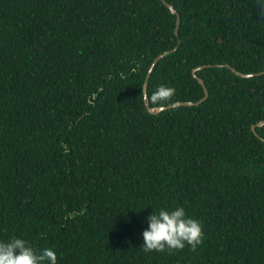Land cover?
Listing matches in <instances>:
<instances>
[{
	"label": "trees",
	"instance_id": "1",
	"mask_svg": "<svg viewBox=\"0 0 264 264\" xmlns=\"http://www.w3.org/2000/svg\"><path fill=\"white\" fill-rule=\"evenodd\" d=\"M0 0V241L59 264H264V0ZM152 107L200 101L158 114ZM217 64H223L218 67ZM161 85L175 90L152 101ZM256 126V132L253 130ZM184 207L195 250L145 252Z\"/></svg>",
	"mask_w": 264,
	"mask_h": 264
},
{
	"label": "clouds",
	"instance_id": "2",
	"mask_svg": "<svg viewBox=\"0 0 264 264\" xmlns=\"http://www.w3.org/2000/svg\"><path fill=\"white\" fill-rule=\"evenodd\" d=\"M174 93L173 88L161 85L152 93L151 99L155 103H167ZM203 239L201 222L189 217L184 207H161L147 217L142 248L145 252L182 250L186 246L195 250ZM0 264H59V258L51 247L37 250L27 240L13 238L0 241Z\"/></svg>",
	"mask_w": 264,
	"mask_h": 264
},
{
	"label": "water",
	"instance_id": "3",
	"mask_svg": "<svg viewBox=\"0 0 264 264\" xmlns=\"http://www.w3.org/2000/svg\"><path fill=\"white\" fill-rule=\"evenodd\" d=\"M164 2L172 10V12L178 16L176 33H177V35H179L180 34L179 33V29H180V26H181L182 17L180 15V13L175 9V7L172 4H170L167 0H164ZM180 44H181V42L174 49L167 50V51L161 53L160 55H158L156 57V59L154 60L153 64L151 65L149 71H148V75H147V79H146L145 87H144V92H145L146 105H147L149 111L151 113H153V114H158L161 111L169 110V109L177 107V106H196V105H199V104L203 103L204 101H206L208 99L209 95H210L209 89H208L204 79L198 77V74H197L198 70L208 66V65H205V66L198 67V68H196L194 70V77L198 78L199 82L205 88L206 95H205V97L203 99H201L200 101H186V102L182 101V102H177V103H175L173 105L163 106V107H152L151 106V103L149 101V94H148V85H149L150 78H151L154 70L156 69L158 63L163 58H165L167 55H169L170 53L176 51L180 47ZM217 66L221 67V66H223V64H217ZM225 66H227L228 68H231L236 74H238V75H240L242 77H246V78L256 77V76H260V75L264 74V71L258 72V73H244V72L239 71L237 68L233 67L230 64H225ZM259 125L260 126L264 125V122L260 123ZM253 130L256 132V126H253ZM256 134L259 135L257 132H256Z\"/></svg>",
	"mask_w": 264,
	"mask_h": 264
}]
</instances>
